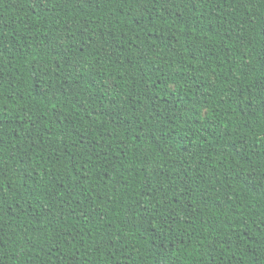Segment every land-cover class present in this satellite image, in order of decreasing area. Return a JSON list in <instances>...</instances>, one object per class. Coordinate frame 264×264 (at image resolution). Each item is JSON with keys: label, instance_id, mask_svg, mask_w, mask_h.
I'll return each mask as SVG.
<instances>
[{"label": "trees", "instance_id": "1", "mask_svg": "<svg viewBox=\"0 0 264 264\" xmlns=\"http://www.w3.org/2000/svg\"><path fill=\"white\" fill-rule=\"evenodd\" d=\"M0 264H264V0H0Z\"/></svg>", "mask_w": 264, "mask_h": 264}]
</instances>
